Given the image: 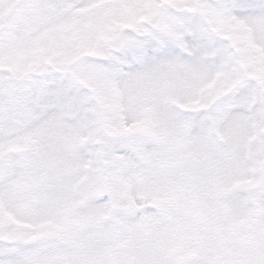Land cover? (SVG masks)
Segmentation results:
<instances>
[{
	"label": "snow or ice",
	"instance_id": "6c2138e0",
	"mask_svg": "<svg viewBox=\"0 0 264 264\" xmlns=\"http://www.w3.org/2000/svg\"><path fill=\"white\" fill-rule=\"evenodd\" d=\"M0 264H264V0H0Z\"/></svg>",
	"mask_w": 264,
	"mask_h": 264
}]
</instances>
